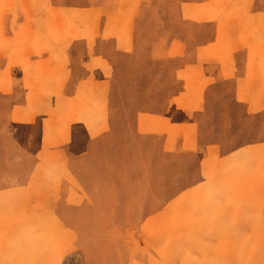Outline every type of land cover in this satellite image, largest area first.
<instances>
[{
    "label": "rangeland",
    "instance_id": "rangeland-1",
    "mask_svg": "<svg viewBox=\"0 0 264 264\" xmlns=\"http://www.w3.org/2000/svg\"><path fill=\"white\" fill-rule=\"evenodd\" d=\"M119 1L0 0V264H264V118H248L228 87L211 96L206 124L222 133L200 169L194 154L181 152L161 165L138 151L126 163L68 154L61 164L53 152L41 162L33 154L41 117H30L33 128L10 118L27 91L71 90L68 69L59 68L68 65L60 48L71 46L73 30L89 32L100 48L103 28L113 39L119 26L135 30L142 18L144 29L154 27V10L141 13V0L123 11ZM233 4L224 1V21ZM188 29L192 36L204 30ZM206 30L202 42L210 39ZM137 60L115 54L116 62ZM126 80L116 79L113 89H133ZM30 109L37 111L33 103ZM59 125L68 128L70 119L47 122L52 132ZM70 193L83 194L86 205L78 196L82 207L72 206Z\"/></svg>",
    "mask_w": 264,
    "mask_h": 264
},
{
    "label": "crops",
    "instance_id": "crops-1",
    "mask_svg": "<svg viewBox=\"0 0 264 264\" xmlns=\"http://www.w3.org/2000/svg\"><path fill=\"white\" fill-rule=\"evenodd\" d=\"M224 1L141 0V13L154 10V27L144 29L142 18L135 30L119 26L113 39L103 28L100 48L89 32L85 36L84 30H73L71 46L60 48L68 65L59 68L68 69L71 90L56 96L27 91V102L10 112L13 122L28 128L34 127L30 117H41L38 152L33 154L43 162L41 154L53 152L61 164L68 154L70 160L94 154L107 163H126L138 151L152 165H161L181 152L194 154L200 169L205 157L217 151L222 133L221 127L206 124L211 96L220 87H228L233 105L243 106L248 118H264V0H234L226 21ZM134 2L120 0V11ZM117 16L123 22L129 15ZM190 25L204 30L192 36ZM207 27L212 29L210 39L202 42ZM113 32L110 28L109 35ZM123 37L127 45L121 43ZM112 53L139 60L116 62ZM123 78L133 79L134 88L113 89L114 81ZM64 118L70 119L68 128L59 125L52 132L47 127L52 119L59 123ZM95 143L98 149L92 147ZM78 196L86 205V197ZM78 196L70 193L69 199L79 210Z\"/></svg>",
    "mask_w": 264,
    "mask_h": 264
}]
</instances>
